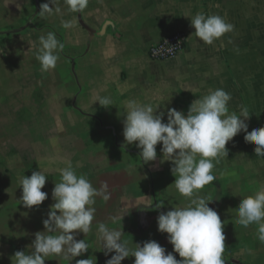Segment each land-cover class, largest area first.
<instances>
[{
    "label": "crops",
    "instance_id": "1",
    "mask_svg": "<svg viewBox=\"0 0 264 264\" xmlns=\"http://www.w3.org/2000/svg\"><path fill=\"white\" fill-rule=\"evenodd\" d=\"M46 2L0 0V142L12 143V153L26 166L32 161L41 165L52 153L66 160L55 170L70 161L97 189L107 183L110 199L97 197L89 233L97 245L84 259L106 264L114 255H105L99 223L121 230L129 247L155 240L166 254L173 252L168 234L158 231L157 217L187 201L175 189L171 161L161 162V144L157 159L148 163L140 160L136 143L125 144L123 107L130 99L158 106L166 123L168 109L187 115L195 100L223 88L232 96L230 111L248 108L249 132L264 127V0H89L83 13L69 12L58 0L61 13L41 17L40 5ZM198 12L220 15L235 29L207 45L191 26ZM68 20L73 27L65 29L62 21ZM49 31L65 48L57 67L42 72L36 51L39 37ZM178 33L185 35L186 46L175 58H151L152 46ZM96 96H110L114 105L102 107L94 102ZM244 136L242 131L228 142V157L214 169L217 179L199 194L213 198L209 207L224 224V255L264 264L257 225L244 229L235 222L242 198L264 184V158ZM113 216L123 218L113 223ZM15 252L0 253V264H12ZM134 260L128 257L121 264Z\"/></svg>",
    "mask_w": 264,
    "mask_h": 264
},
{
    "label": "clouds",
    "instance_id": "2",
    "mask_svg": "<svg viewBox=\"0 0 264 264\" xmlns=\"http://www.w3.org/2000/svg\"><path fill=\"white\" fill-rule=\"evenodd\" d=\"M64 4L71 13H83L89 0H64ZM57 5L58 0L42 3L39 15L48 17L61 13ZM190 20L195 36L207 45H213L235 29L232 23L216 14L198 12ZM62 26L69 29L73 23L71 20L62 21ZM39 44L36 59L40 70H54L65 48L64 43L49 31L39 37ZM231 100V94L223 88L209 90L208 94L190 105L187 115L174 108L168 109L166 123L165 113H157L158 106L142 104L135 99L125 103V144L136 143L140 149L139 158L144 163L157 159L156 146L161 144V162L171 161L175 189L187 201L183 206H173L167 212H160L157 217L158 231L168 234L173 252L182 259L178 260L173 252L166 254V249L155 240L129 247V242L122 239L121 230L99 223L98 239L105 255L114 253L106 264H121L128 257H135L134 264H226L224 224L218 212L209 207L213 198L199 193L217 179L214 169L222 158L228 157L226 145L240 132L245 133L246 143L255 144L256 156L264 158V127L249 132L246 123L250 118L248 108L240 105L239 114L230 111ZM97 101L105 108L114 105L110 96H96L94 102ZM59 173L60 181L55 183L52 191L55 203L50 207L48 218L43 220L45 230L35 233V239L29 246L31 251L14 253L12 264H45L50 257H60L70 264L89 250V243L76 237L92 231L96 213L94 205L97 197L104 201L110 199L108 185L102 183L97 189L86 175L77 173L70 161L59 169ZM46 178L42 171H34L30 177L24 175L20 180V204L28 209L40 206L48 198V194L42 191ZM156 207H163V202ZM236 214L235 222L242 228L257 225L256 238L264 244V184H260L253 195L242 198ZM122 218L113 216L110 219L116 223ZM76 264H96V261L90 257L76 260Z\"/></svg>",
    "mask_w": 264,
    "mask_h": 264
},
{
    "label": "rangeland",
    "instance_id": "3",
    "mask_svg": "<svg viewBox=\"0 0 264 264\" xmlns=\"http://www.w3.org/2000/svg\"><path fill=\"white\" fill-rule=\"evenodd\" d=\"M48 82V80H41ZM12 135L9 136L10 138ZM52 140V135H47ZM3 141V140H2ZM16 142V141H15ZM15 145V144H14ZM8 150V151H7ZM12 143L0 142V253L6 254L17 250L31 249L29 246L35 239V233L44 231L43 220L48 218L51 205L55 203L52 191L55 183L60 181L59 170H55L58 163H65L64 159L52 157V153L44 161H32L26 166L23 160L17 158L16 153H12ZM33 162L35 164H33ZM22 167V168H21ZM34 171H42L46 176V183L42 191L48 194V198L40 205L33 206L31 209L25 208L20 204L22 187L20 180L25 175L30 177ZM78 171V170H76ZM78 173V172H77ZM79 174V173H78ZM77 240L85 239L93 249L97 245L96 238L87 234L82 237L78 235ZM175 256L178 254H174ZM82 256L74 260L84 259ZM226 256L234 264H246L241 257ZM182 259V258H180ZM179 260V259H178ZM67 261L60 257H50L45 264H67Z\"/></svg>",
    "mask_w": 264,
    "mask_h": 264
},
{
    "label": "built area",
    "instance_id": "4",
    "mask_svg": "<svg viewBox=\"0 0 264 264\" xmlns=\"http://www.w3.org/2000/svg\"><path fill=\"white\" fill-rule=\"evenodd\" d=\"M186 46V37L182 33L168 36L150 49V56L157 61L175 58ZM171 49V51H169Z\"/></svg>",
    "mask_w": 264,
    "mask_h": 264
},
{
    "label": "trees",
    "instance_id": "5",
    "mask_svg": "<svg viewBox=\"0 0 264 264\" xmlns=\"http://www.w3.org/2000/svg\"><path fill=\"white\" fill-rule=\"evenodd\" d=\"M226 264H234V262L232 260H230L226 255Z\"/></svg>",
    "mask_w": 264,
    "mask_h": 264
}]
</instances>
